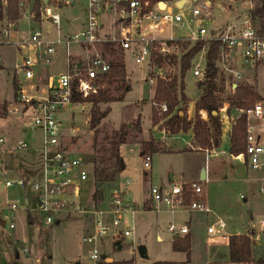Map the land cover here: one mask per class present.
Wrapping results in <instances>:
<instances>
[{"label": "rangeland", "instance_id": "rangeland-1", "mask_svg": "<svg viewBox=\"0 0 264 264\" xmlns=\"http://www.w3.org/2000/svg\"><path fill=\"white\" fill-rule=\"evenodd\" d=\"M203 1L211 3L212 15L204 23L207 33L212 31L211 29L218 30L231 18H244L254 5V2L249 0H191L194 5H200ZM168 5H171V2H168ZM171 8L174 9L172 5ZM54 11L60 15L59 30L54 23L47 20H43L40 24L41 32L47 35L48 39H56L58 35H62L70 28L79 30L87 16V0H74V4L55 8ZM187 11L186 7L184 13ZM30 12V7L25 5L24 16L15 26L17 33L14 35L17 38L25 37L30 27L39 26L33 21L30 23ZM104 18L105 16H102L101 21ZM73 19L81 21L73 25ZM2 20L6 21L4 18ZM256 24L264 32V25L261 27L259 21H256ZM171 28L177 35L188 33L186 27H184L186 30L177 25ZM189 28H194V25L189 24ZM168 33L167 29L163 36ZM110 47H113V52L109 50ZM71 48L74 50L76 45H72ZM176 50H180L178 56L183 52L181 47ZM91 52L99 53L108 62L118 58L124 63L126 72L124 85L121 83L104 85V87H109L111 95L121 98L98 104L99 110L104 114L98 119L94 129L91 128L89 122L92 109L90 102L83 103V110L81 105L64 109L59 115L62 148L69 154L81 157L89 169H92L95 163L98 166L110 165L114 161L111 154L115 147L113 140L110 139L112 132L125 130L128 133L125 143L118 146V154L122 163L118 183L111 187L106 186L103 194L106 199L108 197L109 201L112 190L120 191L121 187L126 191L129 201L138 204L139 212L133 215V222L127 214L129 223L134 227L133 232L121 243V249L115 248L110 239H102L97 247L98 258L92 260L89 258L92 246L82 241L86 228L92 229V215L74 209L60 221L69 217L68 219L58 224H46L42 215L35 210V193L29 188L25 190L16 184L18 179L36 181L42 178V131L32 128V110L26 109L20 114L10 113L11 108L16 104L11 70L17 56L14 47L1 45L0 206L3 207L7 202H17L21 206L12 215L13 229L0 224V264H97L98 262L100 264H153L154 262L177 264L184 261L185 253L174 252L171 248L172 234L167 231V226L170 223L181 224L186 218L185 215L176 213L173 216L169 212H164L165 210H156V205H153V210L143 212L141 204L146 196L149 182L165 187L168 184L160 182L168 173L175 172L180 182H186L185 179L199 181L202 171L199 167L200 163L204 166V172L207 171L203 185L209 207L225 221L227 233L250 235L252 242L255 243L252 244V259L264 260V225L261 229L255 228L259 221L264 219V196L257 192L256 174L250 171L242 161L230 158L226 155L228 151H225L226 154L217 152L205 155L203 152L183 150L187 147L185 140L191 142V130L189 129L190 131H180V135L176 136L178 138L169 140L168 145L172 151L148 152L147 154H151V168L148 172L143 169L140 141L149 138L150 129L154 126L151 122V108L156 82H151L149 78L158 71V68H160L158 72L161 76L177 75L178 66L164 63L161 67H157L148 62L136 63L128 52L108 44H97ZM63 57L64 49L60 47L52 64L46 68L47 74L56 76L63 69ZM218 68L226 80L222 93L223 98L231 94V82L255 84L258 93L263 98L264 105V65L260 62L238 58L237 63L231 65L232 72L225 71L220 61H218ZM200 76H193L192 68L185 74V94L190 100H195L197 97L195 83ZM189 106L188 103L187 116ZM193 117L194 114L190 116L191 119ZM226 124H224L225 127ZM247 124L257 128L259 120L247 118ZM157 127L159 128L158 125ZM256 131L261 130L256 129ZM150 140L160 147L164 143L155 138ZM222 140L225 149L228 150V144L225 145L226 135L221 138ZM19 143H25L26 147L16 146ZM188 149L191 148L188 147ZM168 169L171 170L168 171ZM145 176L150 181L143 182ZM5 181H11L14 184L6 187ZM92 191L93 179L91 178L82 185L78 201L85 206L88 202L91 205L92 201L90 203L89 200ZM100 205L105 206L106 204L101 202ZM202 215L204 217L192 218V241L188 264H233L228 260L224 240L207 237L206 223H212L215 217ZM1 218L8 219L7 222H10V217L0 211ZM104 218L108 220V215ZM157 235L161 238L157 239ZM138 248L143 249L145 257L139 255Z\"/></svg>", "mask_w": 264, "mask_h": 264}, {"label": "built area", "instance_id": "built-area-1", "mask_svg": "<svg viewBox=\"0 0 264 264\" xmlns=\"http://www.w3.org/2000/svg\"><path fill=\"white\" fill-rule=\"evenodd\" d=\"M0 1L5 5L7 0ZM42 1L44 6L41 8L39 26L30 27L25 37L17 38L14 35L17 33L16 24L7 20L0 22V46L14 47L17 56L12 67L17 77L16 104L10 113L20 114L26 109L32 110V128L42 131V178L36 181L18 179L16 184L35 193V210L42 215L46 224L56 223L74 209L92 215V229L86 230L82 241L92 246L89 258L96 260L99 255L97 247L102 239L108 238L113 244H121L132 234L134 227L129 223L127 214L133 222L132 217L136 210L125 202L121 191L116 189L112 190L105 206L99 205L91 209L82 205L78 200L82 185L90 179V169L81 157L69 154L62 148L60 113L75 105H81L83 110L85 102L73 100V96L77 94L82 99H87L96 94L99 88L104 87V84H98L99 79L110 69L106 58L97 52H91V49L94 50L97 44H110L128 52L136 63H143L149 61L152 53L178 56L180 50L176 49L180 47V42L192 44L198 40H215L220 43L218 61L225 71L232 72L231 65L236 64L238 58L264 64V32L248 13L242 19L231 18L218 30L207 33L204 23L212 15L209 1L194 5L191 0H184L181 7H176L179 0H173L172 9L171 5L162 1L152 4L148 0H87V16L82 27L58 35L56 39H48L40 30L41 22L47 20L54 23L59 30L60 15L54 10L60 5L74 4V0ZM20 7L24 16V4L21 3ZM186 7L188 11L184 13ZM105 13L111 15V25L117 27L109 34L101 32V17ZM32 17L30 12L29 19ZM189 24H193L194 28H189ZM175 25L184 30L186 27L188 33L177 35L171 28ZM167 29L168 35L163 36ZM72 45H76L78 53L72 50ZM60 47L64 49V69L52 76L47 74L46 68L52 64ZM205 53L206 47H203L191 60L193 76L201 75ZM158 71L149 78L151 82H156L157 77H162ZM235 86V83L230 86L231 93L234 92ZM225 109V106L220 108L223 125L227 123ZM200 113L202 118L206 119V113ZM244 113L247 118L259 120V124L257 128L247 124L245 150L234 157L256 174L257 192L264 196L262 101L244 109ZM187 145L193 148L191 143ZM16 146L26 147V144L19 143ZM150 160L149 154L142 155L145 172L151 168ZM203 181L205 179L187 183L171 182L165 187L149 182L148 200L156 206H163L172 214L188 211L212 215L215 220L208 224L207 234L228 243L226 223L209 207ZM13 184L11 181L4 182L6 187ZM20 206L17 202H7L3 207L0 206V211L10 217L9 223L8 219H0L3 227L14 228L12 215ZM106 215L108 220L104 218ZM263 225L264 219H261L255 228L261 229ZM167 231L180 236L189 233L186 224L170 223Z\"/></svg>", "mask_w": 264, "mask_h": 264}, {"label": "trees", "instance_id": "trees-1", "mask_svg": "<svg viewBox=\"0 0 264 264\" xmlns=\"http://www.w3.org/2000/svg\"><path fill=\"white\" fill-rule=\"evenodd\" d=\"M145 1V0H141ZM154 4L158 1L172 2L173 0H148ZM254 2L249 10V15L253 20L259 21L261 27L264 25V0H250ZM30 7L33 14L32 21L40 23V12L44 6L42 0H7L3 5L0 1V22L6 19L8 22L17 24L22 18L20 4ZM64 5H60L62 7ZM110 45V44H108ZM112 46V45H110ZM183 48L180 56L177 55H155L151 54L148 63L161 67L164 63L178 66L177 75H165L157 77L154 89L153 105L151 108V122L158 125L167 134H174L180 131L191 130L193 133V146L199 150H216L221 146L222 119L220 108L226 105L225 113L232 117L229 128L228 153L237 155L245 150V134L247 127V117L244 109L252 106L256 102L263 101L255 85L248 83H237L234 92L222 97L224 92V78L218 68L220 43L215 40H198L192 44L180 42ZM206 47L205 61L200 78L196 81L195 87L197 97L194 100V117L188 118L186 106L191 101L185 94L184 78L191 68V60ZM113 48V47H112ZM111 47L109 50L113 52ZM110 69L103 74L98 84L112 85L126 80L125 66L122 60L115 58L109 62ZM99 88L96 94H92L87 99H82L75 94L73 100L80 102H90L92 104L90 126L95 128L97 120L103 117V112L99 110L98 104L112 102L120 99L110 94L109 87ZM13 89L17 90V81H13ZM164 106V109H162ZM200 111L206 113V119L200 116ZM232 112H236L233 116ZM139 128V127H138ZM128 133L125 130L112 132L110 139L113 140L112 158L114 161L110 165L98 166L96 163L90 169V180L93 179V191L90 196V203L87 208H97L102 199L105 187H111L118 182V174L121 170V161L118 154V146L125 143ZM143 154L157 152L161 147L152 140L141 142ZM115 243L114 245H116ZM252 240L248 234H234L228 237V260L233 264H264L263 259H252ZM171 248L174 252L185 253V260L177 264H188L190 262L191 237L173 235ZM97 264H100L99 262ZM160 264V263H153Z\"/></svg>", "mask_w": 264, "mask_h": 264}, {"label": "crops", "instance_id": "crops-1", "mask_svg": "<svg viewBox=\"0 0 264 264\" xmlns=\"http://www.w3.org/2000/svg\"><path fill=\"white\" fill-rule=\"evenodd\" d=\"M103 16H105V18H104V20H102V26H101V32L103 33V34H109V33H111L112 31H115L116 29H117V27L115 26V25H111L112 24V20H113V18L111 17V15L110 14H104ZM75 21V22H74ZM81 20L80 19H73L72 20V24L73 25H77L79 22H80ZM30 23H32V19H30ZM82 27V26H81ZM212 31H208L209 33H212V32H214V31H216L217 29H211ZM69 31H76V29H68V31L67 32H69ZM66 33V32H65ZM19 36V35H18ZM74 51H76V53H78V50H76V49H74ZM63 59H64V57H63ZM262 65H264L263 63H262ZM2 67V65H1V61H0V68ZM63 69H64V66H63ZM62 69V70H63ZM227 74H229V73H227ZM233 75L235 74V73H232ZM228 76H231V75H228ZM11 78H12V86H13V81H17V77H16V75L14 74V72H13V69L11 70ZM227 78V77H226ZM225 82H226V80H225ZM234 83L235 84H237L238 82H231V84L230 85H234ZM251 85H255V84H251ZM256 87H257V85H255ZM196 88V87H195ZM189 104H190V106H189V109H188V118H190V116H192L193 114H194V100H191L190 102H189ZM226 106V105H225ZM236 114V112H232V115H235ZM226 116H227V126L225 127L224 125H223V127H222V136H221V138H224V135H226V137H227V142H225V145H227L228 144V146H229V136H228V133H229V128H230V119H232V117H229L227 114H226ZM140 131L142 132V129H141V125H140ZM190 131V130H189ZM225 131H226V133H225ZM141 132H139V133H141ZM259 132V131H258ZM190 133H191V135H190V137H191V142H188V141H186L185 140V145L187 146L186 148H184L183 150H193V151H195V152H203V153H205V155L206 154H210V153H217V152H219V153H223V154H226L225 153V151L227 152L228 150H227V148L225 149V147H224V145H223V140L221 141V146H220V148L219 149H216V150H210V151H206V150H199V149H196V148H194V146H193V133L190 131ZM180 135V132H178V133H174V134H167V133H165L164 132V130H162V129H160V128H158L157 127V125H155V126H152L151 127V129H150V132H149V135H148V139H144V140H141L140 142H142V141H147V140H150V139H156V140H158V141H161V142H164L163 143V145H162V147H161V150L160 151H157V152H161V153H163V152H169V151H172L171 149H170V147H169V145H168V142H169V140H172V139H174V138H178V137H176V136H179ZM181 139H182V137H181ZM188 143H191L192 144V146H193V148H191V149H188ZM184 144V143H183ZM137 146V145H136ZM181 147H183V146H181ZM141 153H142V155H143V152L140 150V155H141ZM141 155V156H142ZM150 155V158H151V154H149ZM226 155H228L230 158H235L234 157V155H230L229 153L228 154H226ZM235 159H237V158H235ZM239 160V159H238ZM244 164V163H243ZM150 166H151V160H150ZM246 166V165H245ZM199 167H200V169L202 170V169H204V166H203V164H199ZM247 167V166H246ZM169 170H171V169H168V171ZM167 171V172H168ZM166 172V173H167ZM168 175H169V173H168ZM168 175L167 176H165V178H164V180L163 181H161L160 183H166V184H169V183H171V182H168V180H167V177H168ZM207 177V171L205 170V178ZM171 178H172V182H179V183H187V182H191V181H189V180H187V179H185L186 180V182H180V180H179V178L176 176V174H175V172H173L172 173V175H171ZM119 179V178H118ZM193 180H196V179H193ZM148 182L149 180H148V177L147 176H145L144 177V181L143 182ZM256 182V181H255ZM118 183V182H117ZM256 184H257V182H256ZM119 187H120V185H119ZM257 187V186H256ZM120 191H121V194H122V196H123V199L125 200V202L128 204V205H130V206H132L133 208H135V210H136V213L138 214V212H139V210H138V204H136V203H132V202H130L129 201V199H128V197H127V195H126V191L125 190H123L121 187H120ZM108 203V197H107V199H106V197L105 196H103V199H102V204H107ZM142 209H143V212L144 211H151V210H153L154 209V206L153 205H155V204H152L151 203V201H149L148 200V189L146 190V196H145V198L143 199V201H142ZM161 209L162 210H165L164 212H169L167 209H165L163 206H156V210H160L161 211ZM170 213V212H169ZM176 213H181V215H185V219H184V221L181 223V224H186L187 225V227H188V229H189V235H190V237H191V241H192V235H191V231H192V218L193 217H202L203 215H202V213H197V212H188V211H181V212H176ZM176 213H170L171 215H175ZM204 217V216H203ZM69 218V217H68ZM68 218H63L61 221H64V220H66V219H68ZM32 220V219H31ZM60 220L59 221H57L56 222V224H58V223H60L61 222ZM208 222L206 223V228H207V226H208ZM227 229V224H226V228H225V230ZM86 230H88V228H86ZM207 233V232H206ZM228 234V236H230L231 234H229V233H227ZM236 234H243V233H236ZM172 237H173V235L171 236V239H172ZM207 237H209L210 239H214V238H216V239H219V237H211L210 235H208L207 234ZM161 238V236L160 235H157V239H160ZM171 239H170V244H171ZM220 240H221V238H220ZM213 242H214V240H212ZM221 241H223V240H221ZM224 243V245H225V247L227 248L228 247V243L226 242V241H224L223 242ZM255 244V243H254ZM122 244H120V243H117L116 245H114L113 244V246L115 247V248H117V249H121V246ZM103 257H105V256H103ZM227 257H228V248H227Z\"/></svg>", "mask_w": 264, "mask_h": 264}, {"label": "water", "instance_id": "water-1", "mask_svg": "<svg viewBox=\"0 0 264 264\" xmlns=\"http://www.w3.org/2000/svg\"><path fill=\"white\" fill-rule=\"evenodd\" d=\"M48 0H45V2H47ZM183 1L184 0H179L177 3H176V7H181V4L183 3ZM75 22V21H74ZM97 122H98V120H97ZM141 155H142V153H141ZM171 173H169V175H168V177H167V180H168V182H172L173 180H172V178H171ZM205 179V172H204V170L202 169V171H201V175H200V180H204ZM100 196V199H103V195L102 194H100L99 195ZM253 244H254V242H253ZM138 253H139V255L141 256V257H145V254H144V251H143V249L142 248H138Z\"/></svg>", "mask_w": 264, "mask_h": 264}]
</instances>
